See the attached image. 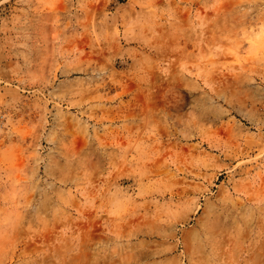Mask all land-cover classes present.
Masks as SVG:
<instances>
[{"label": "rangeland", "instance_id": "obj_1", "mask_svg": "<svg viewBox=\"0 0 264 264\" xmlns=\"http://www.w3.org/2000/svg\"><path fill=\"white\" fill-rule=\"evenodd\" d=\"M0 264H264V0H0Z\"/></svg>", "mask_w": 264, "mask_h": 264}]
</instances>
